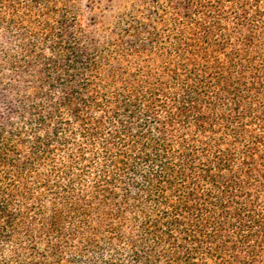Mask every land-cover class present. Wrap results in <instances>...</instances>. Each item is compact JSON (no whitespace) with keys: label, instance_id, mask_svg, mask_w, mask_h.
<instances>
[{"label":"trees","instance_id":"obj_1","mask_svg":"<svg viewBox=\"0 0 264 264\" xmlns=\"http://www.w3.org/2000/svg\"><path fill=\"white\" fill-rule=\"evenodd\" d=\"M0 264H264V0H0Z\"/></svg>","mask_w":264,"mask_h":264}]
</instances>
